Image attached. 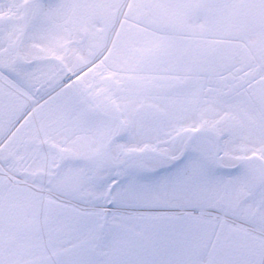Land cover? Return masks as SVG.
Returning <instances> with one entry per match:
<instances>
[{
	"label": "snow or ice",
	"instance_id": "1",
	"mask_svg": "<svg viewBox=\"0 0 264 264\" xmlns=\"http://www.w3.org/2000/svg\"><path fill=\"white\" fill-rule=\"evenodd\" d=\"M0 264H264V0H0Z\"/></svg>",
	"mask_w": 264,
	"mask_h": 264
}]
</instances>
